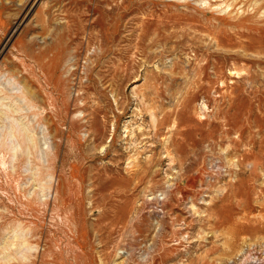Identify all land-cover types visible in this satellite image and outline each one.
Instances as JSON below:
<instances>
[{"label":"rangeland","instance_id":"374dc122","mask_svg":"<svg viewBox=\"0 0 264 264\" xmlns=\"http://www.w3.org/2000/svg\"><path fill=\"white\" fill-rule=\"evenodd\" d=\"M250 257L264 0H0V264Z\"/></svg>","mask_w":264,"mask_h":264},{"label":"bare ground","instance_id":"6f19581e","mask_svg":"<svg viewBox=\"0 0 264 264\" xmlns=\"http://www.w3.org/2000/svg\"><path fill=\"white\" fill-rule=\"evenodd\" d=\"M252 259L254 260V262H257V260H258L259 258H256V259H255V257H252V258L250 257L249 259H247V260L244 261V264H251V262H253ZM260 259H261V258H260ZM252 264H253V263H252Z\"/></svg>","mask_w":264,"mask_h":264}]
</instances>
